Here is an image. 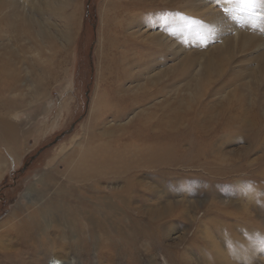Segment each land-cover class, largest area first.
<instances>
[{"label": "bare ground", "instance_id": "bare-ground-1", "mask_svg": "<svg viewBox=\"0 0 264 264\" xmlns=\"http://www.w3.org/2000/svg\"><path fill=\"white\" fill-rule=\"evenodd\" d=\"M215 1L227 6V13L216 8ZM69 2L54 0L53 4V9L61 8L67 21L72 19L71 14H65ZM23 3L0 0V148L15 153L20 151L27 133H32L24 126L26 120L17 118L14 104H3L6 99L14 100L12 103L20 101V97V106L24 108L27 100L22 98L27 96L41 101L59 69L68 64L67 53L58 62L62 52L57 43L64 48L72 40L68 31H62L61 35L53 33L49 20L43 22L30 15L31 10ZM108 3L112 10L104 12L102 29L107 28L108 35L104 39L102 36L103 44L110 51L117 46L125 48L120 52L123 66L115 72L110 68L115 57L107 55L109 62L104 63L107 72L112 71L106 78L108 95L98 92L85 133L71 150H64L59 156L65 167L58 175L64 181L42 176L38 179L42 188L34 193L36 203L23 201L16 205L14 221L4 223L10 227L2 233L0 264H45L47 258L57 256L60 251L89 256L92 244L107 235L97 234L98 225L105 226L97 202L102 207H114L113 198H123L125 204V196L137 195L136 221H141L140 188L148 191L143 193H155L143 184L144 172L178 166L182 158L176 156V149L183 145L192 150L187 156L191 164L198 162L201 166L205 163L203 157L214 156L217 138L222 133L237 132L233 133L237 134L233 140L244 137L246 144L237 146L248 151L240 153V161L251 150L264 149V4L256 10L257 4L248 7L243 0H130L128 8L117 6L115 0ZM172 10L186 12L185 21H192L190 27L180 24L178 14L173 16ZM12 35L14 39H10ZM209 36V42L221 40V43L209 46ZM193 43L197 44V55L182 59L183 47ZM48 50L54 53L48 56ZM250 52L255 53L248 57ZM240 54L245 55L241 58ZM170 60L181 69L176 80L172 79ZM248 62L252 66L235 65ZM183 76L186 80L180 82ZM101 77L103 82L105 78ZM128 82L136 85L128 86ZM9 90L16 95L14 98L9 94L4 98ZM124 114L128 120L121 123ZM4 161L0 155V163ZM259 162L264 164V154ZM206 169L210 168L206 165ZM228 172L211 169L210 176L223 177ZM29 187L24 198L33 193V187ZM49 194L53 199L37 207L39 200ZM217 202L221 204L222 200ZM155 211L150 208L151 213ZM22 213L27 214L24 219H20ZM219 215L215 230L206 231L205 238L201 230L197 231L211 248L216 263L264 264V205L254 212L246 208L232 213L221 211ZM258 219L263 225L255 227L253 220ZM127 248L132 251L133 247ZM134 260L135 257L132 264ZM48 264L63 263L51 257Z\"/></svg>", "mask_w": 264, "mask_h": 264}, {"label": "rangeland", "instance_id": "rangeland-1", "mask_svg": "<svg viewBox=\"0 0 264 264\" xmlns=\"http://www.w3.org/2000/svg\"><path fill=\"white\" fill-rule=\"evenodd\" d=\"M22 1L31 10L30 15H36L43 22L49 20L53 33L61 35L62 31H68L72 40L64 48L63 44L57 43V48L62 52L58 62H61V56L67 53L68 64L59 69L57 78L52 81L41 101H35L31 96H27L25 99L22 98V100H27V105L25 104L24 108L20 106L22 104L20 97L18 98L20 101L12 103L11 101L14 100L6 99V103L3 104H14L17 118L26 120L24 126L29 127V132L31 131L32 134L27 133L26 140L18 153L0 148V155L5 158V161L0 163L1 242H4L2 233L10 227L8 224L4 226V223L9 220L10 222L14 221L15 215L13 216V214L16 205L20 206L19 203H23V201L24 203H36L34 193L42 188V185L38 183L39 178L46 176L56 178V181L59 182L64 181L63 176L58 175L64 172L65 167L64 163L61 162L62 157L59 156L64 150H71L79 137L85 133L98 92L108 95L109 86L107 82L109 81L106 78L110 77L112 71L107 72L108 67L104 63L109 62L107 55L113 54L112 56L115 57L113 66L111 65L110 68L116 72L118 68L123 66L120 52L125 50L124 47L117 46L110 51L103 44V39L108 35L107 28L102 29L105 25L104 12L108 9L109 12L112 10V5L110 6L108 0H70L71 3L69 2V6H66L65 9V14L72 16L70 21L64 19L61 8L53 9L54 0ZM115 2L117 6L121 5V7L128 8L130 0H115ZM42 3H46V7ZM37 4L41 7L38 6L36 10ZM256 4L255 9L259 10V5L264 4V0H257ZM31 6L34 9H31ZM214 6L220 11L223 10V14L227 13V6L221 2L215 1ZM172 9L175 8L172 6ZM172 15L179 16L178 22L180 21V24L189 26L192 23L191 20L185 21L187 13L184 11L172 10ZM163 16L166 17L167 14L166 16L163 14ZM119 18L122 20V16ZM156 27H160L159 24H156ZM161 31L166 33V29ZM210 37H208L209 46H213L216 42L221 43V40L209 42ZM120 38L122 40V35ZM10 39H14V36L12 35ZM185 46L183 50L186 54L183 50L181 51L182 59L188 55H197V44ZM48 51V56L54 53ZM254 53L250 52L247 55L251 57V54ZM244 55L240 54L239 57L243 58ZM169 62H172V79L176 80L175 76L178 77L181 74V69L176 62L171 60ZM244 64L252 66L249 62L235 65L244 67ZM175 65L178 69H175ZM100 77L101 79L105 78L106 82L105 80L101 82ZM185 80L186 78L183 76L180 82ZM127 85L135 86L136 83L128 82ZM28 86L29 84H27ZM24 88L25 86H23ZM112 88L113 84H110V90ZM30 93L33 94L31 91ZM8 94L13 98L16 96L9 90L4 94V98ZM27 114L31 116L30 120ZM127 116L124 114L119 122L126 123ZM228 133L230 136L227 135ZM233 133L237 132L220 134L214 148V156L206 159L203 157L202 162L205 163L202 166L198 162L191 164L190 157L187 156L192 150L183 145V147L176 149L178 151L176 156L182 158V163L178 166L144 172L143 184L149 189H153L155 193H143L147 190L140 188L138 193L140 202L138 204L143 205L141 221H136L138 213L135 211L137 195L125 196V204L122 203L123 198H113L112 206L114 207L110 205L102 207L97 202V210L101 212L99 217L105 221L104 228H100L99 225L98 228L96 227L97 234L106 233L107 235L101 236L97 242L92 244L90 255L60 251L57 256L51 255L44 263L48 264L51 257H56L63 264H132L133 257H135L134 261L136 262L133 264H218L213 257L214 255L212 256L211 248L199 238L197 231L201 230L199 232L205 238L203 234L206 231L215 230V222L218 220L221 211L232 213V211L240 212L247 208L249 212H254L258 207L264 205V176L262 175L264 174V164L260 165L259 162L264 154V149H257V151L253 149V152L251 150L249 156H246L247 159L242 157L243 160L240 161V153H245L248 149L237 146L238 143L244 145L246 143L244 137L241 138V136L238 140H233L237 136ZM262 142L264 143V139ZM205 150L208 151V148L206 147ZM221 152H224L222 156L219 155ZM235 154H237L236 157ZM206 165L210 168L209 170L206 169ZM235 168H241V170L235 172ZM211 169L227 170V172L230 171L228 172L230 174L214 178L210 176ZM28 186L33 187V193L24 198L23 194ZM222 193L223 196L220 195ZM52 197V194H49L48 198L39 200L37 207H41L46 201L52 200ZM220 198H223L221 199L223 203ZM217 201H220L221 204ZM150 208H155L156 211L151 213ZM207 211L209 212L207 213ZM26 215V213H22L20 219H24ZM153 216L156 217V220H152ZM260 223L263 225V222L258 219L253 220L252 224L256 227ZM48 226L52 230L51 223ZM48 226L44 225L50 230ZM50 236L55 238L52 234ZM60 239L58 238V240ZM67 242L70 243L69 239ZM191 243L195 244L194 247ZM124 244L127 247H133L132 251L123 246ZM196 244L198 248H196Z\"/></svg>", "mask_w": 264, "mask_h": 264}, {"label": "snow or ice", "instance_id": "snow-or-ice-1", "mask_svg": "<svg viewBox=\"0 0 264 264\" xmlns=\"http://www.w3.org/2000/svg\"><path fill=\"white\" fill-rule=\"evenodd\" d=\"M243 3L245 6L254 7L257 3V0H243Z\"/></svg>", "mask_w": 264, "mask_h": 264}]
</instances>
